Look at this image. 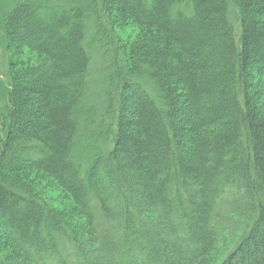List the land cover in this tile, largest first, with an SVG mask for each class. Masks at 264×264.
Masks as SVG:
<instances>
[{
	"label": "trees",
	"instance_id": "obj_1",
	"mask_svg": "<svg viewBox=\"0 0 264 264\" xmlns=\"http://www.w3.org/2000/svg\"><path fill=\"white\" fill-rule=\"evenodd\" d=\"M99 1L22 0L6 18L45 62L8 68L0 216L25 261L0 264H264V0H114L160 34L132 66ZM24 163L88 231L14 181Z\"/></svg>",
	"mask_w": 264,
	"mask_h": 264
},
{
	"label": "rangeland",
	"instance_id": "obj_2",
	"mask_svg": "<svg viewBox=\"0 0 264 264\" xmlns=\"http://www.w3.org/2000/svg\"><path fill=\"white\" fill-rule=\"evenodd\" d=\"M19 1L21 2L22 0H0V164L7 146L6 141H9L10 137L14 138L16 135L15 127H10L8 125L9 120H7L11 112L8 110L10 107V103H8L10 94H8V92L13 82V78L10 81L8 77V68L10 72L13 73L21 71L24 67L38 66L45 62V56L43 54L29 49L28 45H21L19 41L15 42L13 39H15L16 36L20 38V31H18L19 29L17 31L15 29L12 30L11 27L7 26L6 18L9 11ZM70 1L71 0H68L69 3ZM90 1L92 4L93 0ZM99 6L101 21H103V19L106 21V26L112 38L113 36L115 37V42H117L120 51L125 53L126 58L132 66L131 57L135 56L137 58L138 54H140L136 50L140 48L142 50V44H148L151 40H154L160 35L159 32L137 23L129 12L125 10L122 5H116L114 0H100ZM32 17H34V15ZM29 22L32 21L29 20ZM48 27L56 28L55 25L52 24ZM93 39H97L96 36H93ZM92 50L95 51V48L92 47ZM124 69V66L121 65L120 68H118L120 71H117V73L122 72L123 74ZM135 69L136 68L126 67V72L133 70V72L131 71L133 74L135 72L139 73V70ZM96 70H98L97 66L92 64L89 68L90 74L88 75L94 77L95 74H97ZM255 70L257 71L255 66L252 65L249 74L253 75L256 72ZM109 72L107 77L110 79L114 72V68L110 69ZM25 95L31 97V99L34 97L33 94L30 93H25ZM10 174L13 179H15L14 181L23 187L24 191L33 194L40 201H43L46 205L51 207L57 214L64 217L77 232L88 231L81 217L76 200L55 177L34 165L25 163L14 166L10 170ZM235 219L239 220V212L236 214ZM0 221V257L12 260L17 258L19 260H24L17 246L8 239L1 216ZM241 231V229L234 230L228 237L230 238L233 234L237 235L238 233L240 235ZM162 244L163 243L160 245ZM229 244L230 243L227 241L225 246ZM227 250L228 246L227 248L221 247V250L219 249L220 252L217 251L215 257L220 258Z\"/></svg>",
	"mask_w": 264,
	"mask_h": 264
}]
</instances>
